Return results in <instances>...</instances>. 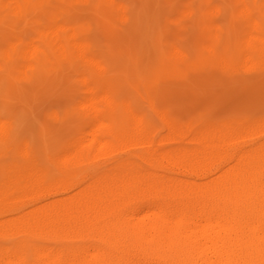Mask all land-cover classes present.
I'll use <instances>...</instances> for the list:
<instances>
[{
  "label": "bare ground",
  "instance_id": "bare-ground-1",
  "mask_svg": "<svg viewBox=\"0 0 264 264\" xmlns=\"http://www.w3.org/2000/svg\"><path fill=\"white\" fill-rule=\"evenodd\" d=\"M185 17L0 0V264H264V110L195 107L262 97L264 0Z\"/></svg>",
  "mask_w": 264,
  "mask_h": 264
},
{
  "label": "rangeland",
  "instance_id": "rangeland-1",
  "mask_svg": "<svg viewBox=\"0 0 264 264\" xmlns=\"http://www.w3.org/2000/svg\"><path fill=\"white\" fill-rule=\"evenodd\" d=\"M97 1L100 0H92V3ZM118 1L123 3V6L134 9L137 15L139 14L141 23L147 33H151L154 36L162 33L173 36L187 23L185 14L191 12L200 0ZM113 36L110 42L114 46H129L128 44H133L138 40L133 34L120 33ZM229 87L226 91L216 87H207L205 92L198 98V104L195 107L208 109L213 115H223L246 109L249 107L250 102H256L250 108L253 110H264V86L261 89L262 97L260 99L254 98L255 95L251 92L252 89L250 87L240 84L230 85ZM214 91L215 93H213Z\"/></svg>",
  "mask_w": 264,
  "mask_h": 264
}]
</instances>
